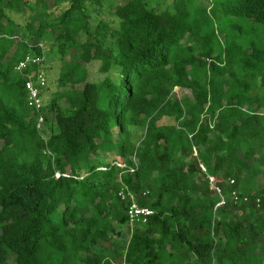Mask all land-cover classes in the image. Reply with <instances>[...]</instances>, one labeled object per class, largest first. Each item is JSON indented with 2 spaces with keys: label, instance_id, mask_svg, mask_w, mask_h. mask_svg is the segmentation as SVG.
Segmentation results:
<instances>
[{
  "label": "trees",
  "instance_id": "16d2710c",
  "mask_svg": "<svg viewBox=\"0 0 264 264\" xmlns=\"http://www.w3.org/2000/svg\"><path fill=\"white\" fill-rule=\"evenodd\" d=\"M104 1L0 0V264H264V0ZM44 41L38 112L14 68Z\"/></svg>",
  "mask_w": 264,
  "mask_h": 264
},
{
  "label": "built area",
  "instance_id": "2783aa9c",
  "mask_svg": "<svg viewBox=\"0 0 264 264\" xmlns=\"http://www.w3.org/2000/svg\"><path fill=\"white\" fill-rule=\"evenodd\" d=\"M44 59H45V55L42 49V55L28 54L23 60L19 61L14 68L15 71H17L20 75H22L25 78L24 85L27 93L28 105L30 107H33L38 112L43 104L42 99L39 96V91L41 90V88L46 87V77L44 76L43 71L41 70V65L44 62ZM33 64H36L40 67L38 71L32 73L27 72V68ZM42 122H43V117L42 115L39 114L37 128L40 129ZM113 164L118 167H124V164L118 161H114ZM200 167L202 170H205L202 165H200ZM208 180L210 184V189L213 191L215 195L219 197V201L215 205V207L222 206L225 203V197L223 195L222 188L214 183L213 177L208 176ZM229 182L233 183V180H230ZM231 195L237 198L236 191L233 190L231 192ZM118 196L122 200L130 199V204L126 209L127 217L130 223H134V222L145 223L148 220V218L153 214V211L150 208L138 206L135 203L134 198L131 196V194L125 193L123 189H121L118 192ZM245 199L246 198H244V200ZM211 264H216L214 259L212 260Z\"/></svg>",
  "mask_w": 264,
  "mask_h": 264
},
{
  "label": "rangeland",
  "instance_id": "374dc122",
  "mask_svg": "<svg viewBox=\"0 0 264 264\" xmlns=\"http://www.w3.org/2000/svg\"><path fill=\"white\" fill-rule=\"evenodd\" d=\"M110 1L111 0H105L103 2L101 13L102 12L104 13V15H105L104 17H106V15L108 14V9L110 7ZM114 1H117L119 3L122 2V0H114ZM103 6H104V8H103ZM106 12H107V14H106ZM10 15H11V13H10ZM12 16L16 20L22 21V19H20V17H16L14 15H12ZM94 22L95 21L93 20V23ZM41 45H42V49H43L44 55H45L44 62L41 65V70L43 71L44 76H46V78H47L46 79L47 90L43 94V97H42L43 98L42 100L45 102V101H47V97H49L50 93L53 92V90L56 88V79L58 76L59 68L62 65V63L64 62V60L58 55L55 48L52 47L53 43L51 41H44V42H42ZM97 66H98L97 61H93L92 63L88 64V66H87L88 80L96 82V81H99L103 78V75L97 71ZM80 87H81V84L79 86H77V88H80ZM174 94L178 98L183 96V95H189L190 96V91L187 89H181V88L176 87L174 89ZM141 133H142L141 129L134 130V140L135 141L139 140ZM128 238H129V226L124 225L121 227L120 239L122 242H126ZM103 245L105 247L110 248V245L107 243H105ZM14 257H15L14 253H9L8 264H15Z\"/></svg>",
  "mask_w": 264,
  "mask_h": 264
}]
</instances>
